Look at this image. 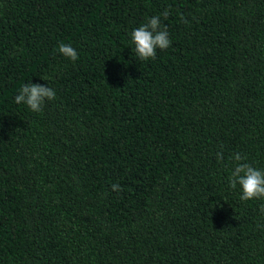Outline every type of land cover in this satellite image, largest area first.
Listing matches in <instances>:
<instances>
[{
  "label": "trees",
  "instance_id": "16d2710c",
  "mask_svg": "<svg viewBox=\"0 0 264 264\" xmlns=\"http://www.w3.org/2000/svg\"><path fill=\"white\" fill-rule=\"evenodd\" d=\"M235 153L264 170V0H0V264H264Z\"/></svg>",
  "mask_w": 264,
  "mask_h": 264
},
{
  "label": "clouds",
  "instance_id": "9594fccd",
  "mask_svg": "<svg viewBox=\"0 0 264 264\" xmlns=\"http://www.w3.org/2000/svg\"><path fill=\"white\" fill-rule=\"evenodd\" d=\"M167 15L168 12L165 11V18ZM131 41L137 56L144 61L155 59L157 49H167L171 44L167 25H162L159 16H152L146 23L134 29L131 33ZM58 51L72 61L79 58L77 50L71 44L61 43ZM55 98L56 92L48 84L27 83L21 86L19 93L15 96V103L25 104L33 112L39 113L47 101H53ZM222 155L218 153L217 159H222ZM232 160L235 166L230 174V187L233 189L240 187L242 201L264 199V170L247 163L246 157L239 153H235ZM112 189L121 190L119 184H113ZM261 211H264V208Z\"/></svg>",
  "mask_w": 264,
  "mask_h": 264
}]
</instances>
